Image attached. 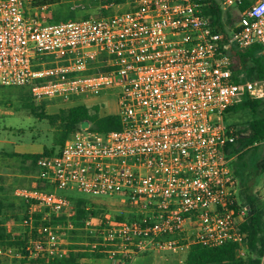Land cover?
Here are the masks:
<instances>
[{
	"label": "built area",
	"instance_id": "obj_1",
	"mask_svg": "<svg viewBox=\"0 0 264 264\" xmlns=\"http://www.w3.org/2000/svg\"><path fill=\"white\" fill-rule=\"evenodd\" d=\"M35 1L0 0V86L30 87L38 103L112 94L122 129L75 133L37 161V180L54 190L36 183L17 195L33 212L57 217L71 206L57 191L121 198L135 218L107 222L103 243L90 244L110 248L112 264L183 245L243 244L247 209L238 208L230 149L238 130L227 115L243 95L264 89V77L235 82L231 51L259 47L264 57V0H222L223 11L239 12L227 32L204 15L208 0H124L102 17L58 23ZM262 180L264 187V167ZM60 230L42 225L25 248L29 259L64 258ZM23 257L0 246V264Z\"/></svg>",
	"mask_w": 264,
	"mask_h": 264
},
{
	"label": "trees",
	"instance_id": "obj_2",
	"mask_svg": "<svg viewBox=\"0 0 264 264\" xmlns=\"http://www.w3.org/2000/svg\"><path fill=\"white\" fill-rule=\"evenodd\" d=\"M96 1L97 4L105 9V12L107 11L106 15L110 13V3L115 2L121 4L124 2V0ZM221 1L208 0V4L204 7L203 11L213 26L222 32H227L228 27H231L236 21L234 22L232 18L231 10L223 11ZM52 2L53 0H36L35 5H50ZM239 11H242V9ZM67 20L73 21L78 19L74 15H70ZM258 48L252 47L246 50L235 49L231 51V69L236 74L235 82H245L249 79H261L264 77V57L258 55ZM21 89L19 99L23 107L37 119L47 121L50 124L55 130L54 145L59 147L60 151L75 133L82 131L81 126L84 122L90 124V131L100 134L117 132L122 129V123L117 114L101 115V105H94L92 107L77 105L61 109L55 114H48L46 113L47 101L41 102V105L38 106V102L33 98L31 88L21 87ZM241 110H249L252 113V120L245 128H237V142L230 149H232V152L237 153L239 160L242 161L244 150L257 144L260 145L264 141V89L255 93L245 94L243 98L241 97L230 108L228 114ZM55 153L56 150L54 148L51 150L45 148L42 155L5 154L2 152L1 156L9 159H19L23 164H29V170L37 173V161L41 157L54 156ZM263 167L264 158L258 163V169L260 171ZM36 182L39 190H54L51 185H48L42 180H37ZM242 199L245 202L244 208L247 209V215L240 224L241 230L245 234L244 243L241 244L231 241L218 247L191 245L185 264H259V258L264 246V211L258 208L254 197L252 198L245 194V196H242ZM93 205H95L93 202H86L83 199L78 200L75 206L76 213L74 216H71L73 221L88 219V214L94 212L93 209L89 208ZM86 206L87 208H85ZM6 208V202L0 198V246L12 248L17 252H21L24 256L23 259L13 260V264H104L102 261L107 259L110 248H88L84 251L76 246H70L67 255L62 259H29L25 248L30 239H35L39 236V228L37 227L39 226L42 214H33L34 225H32V229L30 228V220L32 217L29 219V216L26 215L23 219L26 224L25 231L23 233H13L5 226L7 216L5 218L4 210ZM238 208L243 207L239 206ZM64 218L67 217H56L52 222L45 224H54L53 222H59ZM117 220L118 223L124 222V219ZM243 247L248 250V254L245 257L239 254Z\"/></svg>",
	"mask_w": 264,
	"mask_h": 264
},
{
	"label": "rangeland",
	"instance_id": "obj_3",
	"mask_svg": "<svg viewBox=\"0 0 264 264\" xmlns=\"http://www.w3.org/2000/svg\"><path fill=\"white\" fill-rule=\"evenodd\" d=\"M96 2V0H53L52 4L48 5L51 21L56 23L65 22L68 21L67 19L70 15H74L78 20L86 17H102L106 15L107 11L105 12V9ZM230 13L234 22L237 21L239 17L238 10L231 9ZM21 91V87L0 86V198L7 205V208L4 210L5 218L7 216L5 226L13 233H23L25 231L26 224L23 219L26 215L29 216V219L32 217L30 220L31 229L32 225H34L33 214H42L37 228H40L45 223L52 222L57 217L44 208L33 212L27 200L17 195L18 189H32L37 183V173L29 170V164H23L19 159H9L1 156L3 151L10 148L11 140L20 141L21 138L19 136H21V133L18 131L26 132L27 139L25 140H28L30 143L41 147L45 145L49 150L54 148L56 150L54 155L60 152V148L54 145L55 130L47 121L37 119L23 107L19 99ZM81 98L68 103L57 99L46 100L48 102L46 113L55 114L61 107L70 108L77 104L93 106V102H90L92 97ZM93 99L98 101L102 106L101 115L118 113L117 101L114 95L101 94ZM37 105L40 106L41 103H37ZM251 120L252 113L249 110L231 112L227 115V124L235 125L236 128L240 129L245 128ZM262 155H264V144L255 145L244 150L243 165H238L237 168L242 176L241 180L246 187V192L252 198H255L259 205L258 208L264 211V187L262 177L257 168V162ZM246 192L243 193L244 196ZM57 193L70 199L71 206L61 214V216L67 218L53 223L61 226L60 234L70 243L69 245L72 244L73 247H80L79 249L84 251L91 248V243H103L104 234L101 231L107 222L120 224L117 219H124L126 221L136 216L132 207L119 197L93 198L76 190L57 191ZM243 195H237L238 204L242 207L245 205L244 200L241 198ZM80 199L95 203V205L89 207L94 212L88 214V219L73 221L71 216H74L76 213V202ZM87 222H90V224L88 225ZM188 250V246L183 245L170 251H152L138 255L135 263L185 264ZM247 254L248 250L246 249Z\"/></svg>",
	"mask_w": 264,
	"mask_h": 264
},
{
	"label": "crops",
	"instance_id": "obj_4",
	"mask_svg": "<svg viewBox=\"0 0 264 264\" xmlns=\"http://www.w3.org/2000/svg\"><path fill=\"white\" fill-rule=\"evenodd\" d=\"M90 102H93V106L94 105H100L99 104V102L98 101H96V100H94V99H91L90 100ZM89 102V103H90ZM78 105V104H77ZM76 105V106H77ZM79 105H84V104H79ZM85 105H87V104H85ZM88 106V105H87ZM61 109H64L63 107H61L59 110H61ZM107 115V114H106ZM231 125V124H230ZM233 126V125H232ZM235 127V126H234ZM236 128V127H235ZM18 132H20L21 133V136H19V138H21L20 139V141H12L11 140V142H10V148H8V149H6L5 151H3V153H5V154H19V155H42L43 153H44V150H45V148H46V146L44 145V146H39V145H34L33 143H30L28 140H25V139H27L26 138V135H27V133L26 132H24V131H18ZM264 158V155H262V157L259 159V161L257 162V168H258V163L262 160ZM243 165V161H241V160H239V157L237 156L235 159H234V161L232 162V169H233V172H234V174H235V177L237 178V181H238V187H237V195L238 194H242L243 195V193L244 192H246V187L244 186V184H243V182H242V176L240 175V173H239V171H238V165L240 166V165ZM258 171H259V174L261 175V177H262V170L260 171L259 169H258ZM262 182H263V180H262ZM241 190V192H240V190ZM247 196H249V197H251L250 195H249V193H245ZM241 198H242V196H241ZM256 203H257V206H259L258 205V202L256 201ZM70 244V243H69ZM70 246H72V244L71 245H69V247H68V249H70ZM188 249H189V246H188ZM150 252H152V251H149V253ZM188 252H189V250H188ZM146 253H148V252H146ZM146 253H141V254H146ZM141 254H138V255H141ZM137 255V256H138ZM137 256H136V258H137ZM102 263H104V264H112V263H110V261L108 260V259H106V260H103L102 261ZM134 264H136L135 263V261H134Z\"/></svg>",
	"mask_w": 264,
	"mask_h": 264
},
{
	"label": "water",
	"instance_id": "obj_5",
	"mask_svg": "<svg viewBox=\"0 0 264 264\" xmlns=\"http://www.w3.org/2000/svg\"><path fill=\"white\" fill-rule=\"evenodd\" d=\"M90 127V124L88 122H84L81 126V129L82 130H88Z\"/></svg>",
	"mask_w": 264,
	"mask_h": 264
}]
</instances>
